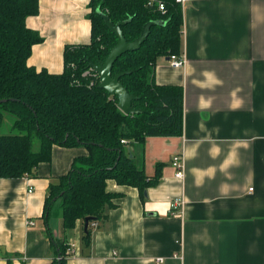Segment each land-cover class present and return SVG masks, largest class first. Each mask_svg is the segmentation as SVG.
<instances>
[{
    "label": "crops",
    "instance_id": "obj_1",
    "mask_svg": "<svg viewBox=\"0 0 264 264\" xmlns=\"http://www.w3.org/2000/svg\"><path fill=\"white\" fill-rule=\"evenodd\" d=\"M89 1L38 0L25 24L42 41L28 66L62 73L64 48L90 42ZM180 5L185 65L158 58L154 82L182 88V134L130 148L148 179L159 167L158 183L140 193L107 180L113 206L85 247L84 221L64 233L60 200L47 224L44 210L50 185L87 151L53 146L31 175L0 179V264H50L58 249L47 229L65 236V264H264V0Z\"/></svg>",
    "mask_w": 264,
    "mask_h": 264
},
{
    "label": "trees",
    "instance_id": "obj_2",
    "mask_svg": "<svg viewBox=\"0 0 264 264\" xmlns=\"http://www.w3.org/2000/svg\"><path fill=\"white\" fill-rule=\"evenodd\" d=\"M159 1L164 13L148 0H90V42L66 46L62 73L51 74L27 63L32 47L42 41L25 24L28 17L37 15L38 0H0V128L7 116L11 118L10 132L0 134V179L31 175L39 163L50 160L53 146L84 147L87 155L75 159L70 171L50 185L44 219L47 224L56 200H60L64 233L76 221L91 218L82 236L85 247L91 242V224L103 223L106 210L113 206V196L106 192L107 180L140 193L158 183L159 167L148 179L142 164L130 157L131 146L143 144L148 137L182 134V88L154 82L156 60L180 56L182 9L174 0ZM101 14L113 24L131 20L121 27L128 43L140 35L145 23H162L150 28L137 51L123 54L112 66V77L133 71L119 81L136 97L131 106L141 111L137 114H123L117 98L98 87V76L89 69L90 63H102L117 43ZM47 232L58 249L50 264H65L69 248L65 236L54 239Z\"/></svg>",
    "mask_w": 264,
    "mask_h": 264
},
{
    "label": "water",
    "instance_id": "obj_3",
    "mask_svg": "<svg viewBox=\"0 0 264 264\" xmlns=\"http://www.w3.org/2000/svg\"><path fill=\"white\" fill-rule=\"evenodd\" d=\"M105 26L109 29L111 33L117 38L116 45L110 50L109 54L105 58L102 63L98 64H89V69H92L94 74L98 76V87L104 90L111 96H115L117 98V107L118 109L125 115H133L141 112L140 110L133 109L131 104L132 101L136 99V97L128 94L126 89L120 83L119 79L122 76L130 75L133 71H127L120 74H117L112 77L111 70L114 62L123 54L127 52L137 51L141 45L147 39L150 28L157 25H162L161 22L158 21H149L145 23L142 27V31L140 35L132 42L128 43L123 36L121 31V27L128 24L131 20L128 19L126 21H121L116 24H113L109 21L108 17L104 14H101ZM131 157V155H130ZM91 221V218L84 219V233H87L88 224Z\"/></svg>",
    "mask_w": 264,
    "mask_h": 264
},
{
    "label": "built area",
    "instance_id": "obj_4",
    "mask_svg": "<svg viewBox=\"0 0 264 264\" xmlns=\"http://www.w3.org/2000/svg\"><path fill=\"white\" fill-rule=\"evenodd\" d=\"M176 3H179V4H183L186 0H174ZM149 4H153L155 3L156 7H157V10L160 11L161 13H164L165 11V7H164V4L161 2V1H153V0H148ZM185 58L183 56H170L169 57V63H170V66L173 67V68H181L185 65ZM92 70V69H90ZM93 71V70H92ZM94 73V72H93ZM96 76V74H94ZM121 143L123 144H126V141H121ZM172 166L175 168L176 170V177L177 178H183V175H184V165H183V162L181 160V156H176L172 159ZM181 203L179 201H174L172 206L173 208H176V207H180ZM29 224H32L31 222ZM91 227L92 228H96L97 227V223H92L91 224ZM162 260L161 259H158V263H161Z\"/></svg>",
    "mask_w": 264,
    "mask_h": 264
},
{
    "label": "rangeland",
    "instance_id": "obj_5",
    "mask_svg": "<svg viewBox=\"0 0 264 264\" xmlns=\"http://www.w3.org/2000/svg\"><path fill=\"white\" fill-rule=\"evenodd\" d=\"M10 121H11L10 116H7L3 126L0 128V134H8L10 132ZM33 149L34 150L37 149V142H34ZM56 208L58 207L55 206V209Z\"/></svg>",
    "mask_w": 264,
    "mask_h": 264
}]
</instances>
